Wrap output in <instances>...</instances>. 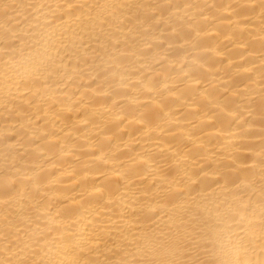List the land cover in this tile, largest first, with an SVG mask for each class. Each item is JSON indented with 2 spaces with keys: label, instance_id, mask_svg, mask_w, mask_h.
<instances>
[{
  "label": "bare ground",
  "instance_id": "obj_1",
  "mask_svg": "<svg viewBox=\"0 0 264 264\" xmlns=\"http://www.w3.org/2000/svg\"><path fill=\"white\" fill-rule=\"evenodd\" d=\"M0 264H264V0H0Z\"/></svg>",
  "mask_w": 264,
  "mask_h": 264
}]
</instances>
